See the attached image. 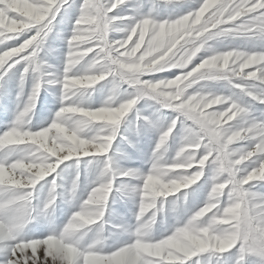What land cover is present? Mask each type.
Returning a JSON list of instances; mask_svg holds the SVG:
<instances>
[{"label":"snow or ice","instance_id":"6c2138e0","mask_svg":"<svg viewBox=\"0 0 264 264\" xmlns=\"http://www.w3.org/2000/svg\"><path fill=\"white\" fill-rule=\"evenodd\" d=\"M142 6L130 0H0V80L20 66L19 99L26 76L38 74L14 122L0 132V264H209L213 256L216 264H264V193L253 191L264 183V110L257 117L254 104L242 100L264 104V47L209 45L229 35L264 41V0H196L167 18L142 13ZM125 8L130 14H123ZM59 24L70 26L63 70L42 72L40 53ZM117 24L124 35L110 39ZM173 69L179 71L171 78L155 76ZM216 81H226L229 94L212 91ZM101 82L112 88L92 107L86 100ZM47 84L60 87L61 106L46 126L22 127ZM146 97L176 116L161 130L147 174L114 169L118 126ZM141 120L151 123L138 115L137 132ZM91 127L98 131L86 133ZM177 127L184 133L181 146L175 158L163 161ZM84 158L98 172L87 198L62 230L27 234L35 214L50 215L60 197V166ZM134 178L139 226L128 240L105 245L99 234L108 202ZM41 181L48 193L36 213ZM78 182L79 172L69 189L72 197ZM176 184L177 191H170ZM193 185L194 197L207 191L203 204L186 210V218L160 238L149 236L164 201ZM97 197L103 199L97 203ZM93 207L95 215L89 216Z\"/></svg>","mask_w":264,"mask_h":264},{"label":"rangeland","instance_id":"374dc122","mask_svg":"<svg viewBox=\"0 0 264 264\" xmlns=\"http://www.w3.org/2000/svg\"><path fill=\"white\" fill-rule=\"evenodd\" d=\"M137 3L143 5L140 8V12L148 13L151 10L153 16L167 18L175 17L187 11L195 5L196 0H183L180 3L170 4L164 3L163 0H130V4ZM123 14H130L129 9L125 8ZM118 27H121V25L117 24L110 28V39H120L124 35L123 32L116 30ZM69 32L70 26L59 24L50 33L45 42L44 50L40 53L39 57L44 62L41 68L42 72L56 74L62 72L64 56L67 52L64 37ZM209 45L221 50L238 48L248 51L253 48L259 49L264 47V41L260 39H249L243 35H229L215 37L209 41ZM19 68L20 66H17V69H14L0 80V132L12 125L21 104L26 100L31 91L36 75H38L37 73L30 72L26 76L22 95L18 99L17 94L21 92ZM178 71L177 69H173L170 72L156 73L155 76L157 78H171ZM150 78L148 75L144 76V79ZM111 88L112 85L106 82L97 84L94 86L90 97L87 98L86 103L92 107H99L109 95ZM124 88L127 90L126 86ZM210 88L214 92L225 95L229 94L231 90L226 81L211 82ZM60 93V87L56 84H47L43 87L39 93L35 110L30 114V123L28 122V118H26L22 127H30L35 130L40 126H46L50 123L56 111L61 106ZM242 100L246 104H254L253 114L261 117L264 104H256L246 96L242 97ZM138 115L140 117H147L151 121V123H146L141 120L139 132H137ZM175 116L176 113L174 111L164 109L151 98L146 97L141 99L118 126V136L112 145L115 161L114 169H133L140 175L147 174L153 162V150L159 139L161 130L166 128L170 120ZM96 131H98L96 127L85 129V132L88 134H95ZM183 135V130L177 127V132L166 142V150L161 155L163 161H171L175 158L181 146ZM123 136H126L131 143L122 139ZM58 172L60 173V178L57 181L59 185L57 192L60 193V197L50 215L35 214V219L25 229V232L29 235H46L53 227L57 230H62L69 217L79 208L81 201L87 198L90 186L98 175L96 165L89 164L87 158L81 159L79 163L75 160L65 162L64 165L60 166ZM77 172H79V182L76 194L72 197L69 194V189ZM47 179L51 180V177ZM138 184L139 180L135 178L125 182L120 191L114 192L110 198L108 211L104 217L106 221L103 232L105 245H112L116 242L128 240L130 238L129 233L134 232L135 227L139 226L135 217L138 212L140 197L132 191ZM41 185H45L42 190ZM36 187L38 191L35 194L33 205L36 207V213H39V206L47 196L48 187L44 181H41ZM195 187L193 185L188 190L182 189L180 193H176L164 201L162 210L158 211L155 222L148 230L149 236L160 238L162 233L170 231L178 221H183L186 218V210H194L195 207L203 204L207 191L202 190L194 197L192 195V189ZM185 191L189 193L187 202L184 200ZM253 191L264 193V183L257 184ZM173 201H175V204H173ZM159 203L158 201V205ZM225 255L229 256L230 254ZM209 264H216V258L214 256L210 258ZM228 264H232V261L228 260Z\"/></svg>","mask_w":264,"mask_h":264},{"label":"clouds","instance_id":"9594fccd","mask_svg":"<svg viewBox=\"0 0 264 264\" xmlns=\"http://www.w3.org/2000/svg\"><path fill=\"white\" fill-rule=\"evenodd\" d=\"M96 118L97 119H107L108 117H106V116H97ZM9 139H10V141H12V140L15 139V137H11ZM179 187H180L179 184L171 185V186H169V190L172 191V192H176ZM102 199H103L102 197H97V203H99V201L102 200ZM94 215H95V207L89 209V216H94ZM99 238L101 239V241H103L105 239L102 230H101V233L99 234Z\"/></svg>","mask_w":264,"mask_h":264}]
</instances>
